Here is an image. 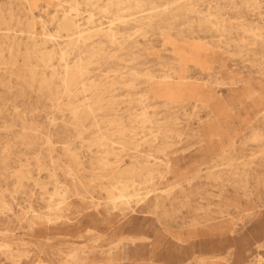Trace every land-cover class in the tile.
I'll return each mask as SVG.
<instances>
[{"label":"rangeland","instance_id":"374dc122","mask_svg":"<svg viewBox=\"0 0 264 264\" xmlns=\"http://www.w3.org/2000/svg\"><path fill=\"white\" fill-rule=\"evenodd\" d=\"M63 12L115 41L67 46ZM91 42L87 76L113 105L82 121L70 103L92 92L65 96L59 73ZM0 49V264H135L160 240L161 264H264V0H0ZM182 82L183 101L158 86ZM147 159V200L112 202L110 168Z\"/></svg>","mask_w":264,"mask_h":264},{"label":"bare ground","instance_id":"6f19581e","mask_svg":"<svg viewBox=\"0 0 264 264\" xmlns=\"http://www.w3.org/2000/svg\"><path fill=\"white\" fill-rule=\"evenodd\" d=\"M74 10L75 9H71V11H74ZM76 16H77V14H71L69 12H65V13L63 12L61 14V16L58 17V19L56 20V26H55L56 31H55V33H57V34L58 33H64L65 37L68 40L67 46H75V45H77L79 40H81L82 44L84 45V42L87 40H90L92 37L103 38V39H106L110 42L115 41V30L112 27L111 22H109L106 26H102V24H94L89 19L85 23V25L83 27H81L77 23ZM47 37L52 38L53 36L47 34ZM77 39H79V40H77ZM42 42L44 44V49H49L47 54L49 56H51L52 52L54 51V49H53L54 45L52 44L49 47H47V43L45 42V40H43ZM87 46L90 47L89 58H87V59L75 57L72 61L66 62L63 60L65 53H62L60 56V59L64 61L63 65H62L61 72L59 73V75H60L59 80H60V85L62 87L63 94L65 96H70L78 90L92 92L90 99L86 103H83L81 106H76L73 104V102L70 103L71 110L74 111L75 117H77V114H76L77 110H75V109H78V107L84 109V111H83L84 116L81 119L82 121L85 120L87 117H89L92 114L93 109L102 108V109H105L106 111H112L111 107L113 105V103H104V99H103V95L109 94L110 89H108L107 87L100 86V85L96 84L89 76H87L90 58L94 54L97 53V50L95 49L94 42H91V45H86L84 47L86 48ZM179 55H181V53ZM28 65H29V62H28ZM45 66H46V64H45ZM28 67H30V66H28ZM55 74H56L55 71L54 72L52 71L51 75L53 76ZM49 80H51V79H49ZM45 82H46V80H45ZM154 84H155V81H154ZM156 84H158V83H156ZM164 84H162L163 86L158 85V86L164 88V89L162 88V90H160L161 93H163L165 95L166 94L170 95V97H172V95H175V96H173L174 98L175 97H177V98L181 97V99H182V96L180 94H183L185 92L182 93L181 91H179L180 90L179 88L181 87V85H184L183 82H182V84H179L178 86H173V87H170L171 84H170V86L168 84H167L168 86H166ZM185 84H187V83H185ZM197 84L199 85V83H197ZM45 85H47V84L45 83ZM189 85H187V87L185 85V86H183L184 89L183 88L181 89L182 91L185 90L186 93H188V95H189V92H191V91L188 92L186 90V89H189V87H188ZM40 86L38 87V89L40 88ZM154 86H156V85H154ZM199 86L201 87V85H199ZM152 87H153V85H152ZM185 87H186V89H185ZM193 91L195 94L194 95L195 97L193 96V98L199 99L197 92H200L201 90L199 91V90L194 88ZM206 94H208V93H206ZM165 95H164V97H165ZM204 95H205V93H204ZM206 96L207 95H205L204 97H206ZM209 96H210V94H209ZM187 97H189V96H187ZM193 98H192V100H193ZM215 98H216V96H215ZM165 99H167V96ZM178 99H180V98H178ZM178 99L175 98L174 100L177 101ZM201 99L202 98H200V101H201ZM208 99H209V97H208ZM168 100H170L169 97H168ZM172 100H173V98H172ZM205 100H207V98ZM212 100H214V98L211 99L210 101L212 102ZM181 101H183V99ZM185 101H186V99H185ZM202 102H204V100ZM116 119H117L116 114L112 117H109L108 119H106V125L109 127H114V132L116 134L122 135L124 132V126L122 125V122H120V123L118 122L119 119H117V120ZM107 142L114 143V142H112V140L110 138L104 139L103 142L100 143V146L105 148V154L117 156V154L113 152L114 149L110 148V145H108ZM118 144L120 145V148H119L120 151L126 149L127 147H134L135 146L134 142H132V141H125V142H121ZM68 155H69L72 163L75 165H78L77 156L73 155V154H68ZM145 161L146 162L144 163V165L132 163L131 165H128V166L127 165L125 166V164L124 165L120 164L121 163L120 161H116L115 162L116 165L113 166L112 168H110V170H109V175H110L109 177L110 178L109 179H110V181H112L111 187L113 189L110 192H108V198L112 202L119 201L120 203H127V202L133 200L136 204H141L147 200L148 195L150 193V190H147L143 193H140L135 187V182H136V179H141L144 183L149 182L153 178V172H154L153 167L156 166L157 163L154 162V163L150 164L148 159ZM208 161H211V160L209 159ZM102 165L105 166L106 161L102 162ZM213 167L214 166H210V167L206 166V168H205V170L207 171V174L209 176L214 175L213 172L211 171V169ZM215 168H214V170H215ZM166 169H167V173H168L169 172L168 171V169H169L168 162L166 163ZM114 207H116V206L114 205ZM262 230L263 229H261L259 231L253 230L252 231L253 236L254 237L259 236V235L261 236L263 234V233L262 234L260 233ZM228 232H230V231H227V232L221 231L220 234H221V236H224ZM162 242H163L162 240L157 242L156 249L150 248L148 250V246H147L145 252H140V254L135 255V257H132L131 259L134 262H137L135 264H161V262L155 256V254L154 253L151 254L149 252H156V251L158 252L160 250ZM201 260H204V259H199V261H201ZM68 261H70V260H68Z\"/></svg>","mask_w":264,"mask_h":264}]
</instances>
